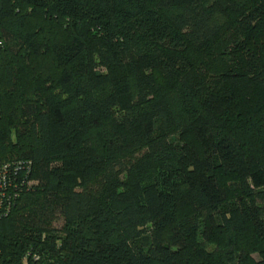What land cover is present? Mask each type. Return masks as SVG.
<instances>
[{
    "label": "trees",
    "instance_id": "16d2710c",
    "mask_svg": "<svg viewBox=\"0 0 264 264\" xmlns=\"http://www.w3.org/2000/svg\"><path fill=\"white\" fill-rule=\"evenodd\" d=\"M0 34V264H264V0H0Z\"/></svg>",
    "mask_w": 264,
    "mask_h": 264
},
{
    "label": "built area",
    "instance_id": "2783aa9c",
    "mask_svg": "<svg viewBox=\"0 0 264 264\" xmlns=\"http://www.w3.org/2000/svg\"><path fill=\"white\" fill-rule=\"evenodd\" d=\"M2 37L0 34V47ZM30 163L13 162L0 165V219L7 216L12 209L15 198L19 195L22 185L29 183ZM21 174L17 180L18 174Z\"/></svg>",
    "mask_w": 264,
    "mask_h": 264
},
{
    "label": "rangeland",
    "instance_id": "374dc122",
    "mask_svg": "<svg viewBox=\"0 0 264 264\" xmlns=\"http://www.w3.org/2000/svg\"><path fill=\"white\" fill-rule=\"evenodd\" d=\"M101 181V180H100ZM100 181L96 180L94 182H92V184L90 185V189L92 190L94 187L98 186V184H100ZM77 187V186H76ZM146 230L149 228L148 224L145 226ZM213 245H210L208 247L209 250H212L213 249Z\"/></svg>",
    "mask_w": 264,
    "mask_h": 264
}]
</instances>
